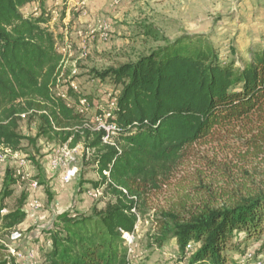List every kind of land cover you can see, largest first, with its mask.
I'll use <instances>...</instances> for the list:
<instances>
[{"label":"trees","instance_id":"16d2710c","mask_svg":"<svg viewBox=\"0 0 264 264\" xmlns=\"http://www.w3.org/2000/svg\"><path fill=\"white\" fill-rule=\"evenodd\" d=\"M34 3L0 0V144L19 152L21 122L36 118L37 134L29 143L82 145L101 178L93 188L110 198L90 215H57L46 231L51 248L42 264H132L124 233L135 232L150 196L168 185L197 144L235 139L243 142L238 147L245 155L264 164V48L250 49L249 60L237 67L224 63L206 37L183 36L136 61L94 71L119 92L112 122L121 133L115 146H107L103 132L86 128L85 118L53 95L63 67L59 39L64 36L53 31L44 1L38 15L24 16L23 8ZM20 179L7 170L0 191V264H18L6 239L26 222L29 194L22 193L11 211L6 202ZM205 199L180 192L160 213L151 247L163 248L174 239L181 263L228 264L237 235L245 236L243 244L264 238V190L220 206L214 197ZM190 245L195 248L188 252Z\"/></svg>","mask_w":264,"mask_h":264},{"label":"rangeland","instance_id":"374dc122","mask_svg":"<svg viewBox=\"0 0 264 264\" xmlns=\"http://www.w3.org/2000/svg\"><path fill=\"white\" fill-rule=\"evenodd\" d=\"M42 1L55 18L51 25L53 31L57 36H64V40L59 39V51L65 59L63 81L73 78L82 94L101 106L106 103V95L114 93L116 88L109 80L96 78L94 71L103 72L136 61L165 46L167 41L204 36L218 50L224 63L235 62L237 67L249 60L250 49L264 48V0H36L28 12L39 8ZM92 5L100 10L92 12ZM106 31L108 37L104 40L102 34ZM72 71L76 75H71ZM37 121L28 118L21 122L24 141L20 153L18 157L7 156L0 164V191L7 170L21 178L13 187L14 197L6 202L9 211L17 207L21 194H29V190H35L37 194L32 200L39 201L40 211L49 217L46 227L52 225L51 215L59 211L90 215L94 207L103 209L110 200L103 196V189L99 197L89 196L95 191L93 184L101 180L92 165L91 152L84 154L81 150L76 155L73 166L79 169L78 176L70 185H64L62 171L52 174L47 169L49 159L58 153L59 146L42 139L35 144L28 141L36 137ZM238 146H244L243 142L220 138L197 144L190 150L168 185L150 196L144 215L136 225L130 254L132 264L186 263L180 262L174 239L163 248L151 247L160 213L173 205L180 192L195 200L214 197L218 200L214 204L220 206L229 204L237 196L264 190V164L258 158L245 155V149ZM22 162L27 166L22 167ZM53 181L57 187L51 186ZM34 182L37 188H33ZM58 188L66 193L63 199ZM244 240L243 234L234 239L228 264H264V238L243 244ZM6 244H12L10 239H6ZM237 244H240L238 249ZM44 251L45 248H40L35 261L30 259L31 262L24 263L42 264Z\"/></svg>","mask_w":264,"mask_h":264},{"label":"built area","instance_id":"2783aa9c","mask_svg":"<svg viewBox=\"0 0 264 264\" xmlns=\"http://www.w3.org/2000/svg\"><path fill=\"white\" fill-rule=\"evenodd\" d=\"M30 6L23 8L22 13L24 16H28L32 13H36L38 15L39 8H35V11L28 12ZM49 13L52 12L49 10ZM53 16V15H52ZM55 18L53 16V22ZM105 30V29H104ZM108 37V32H104L102 34V39L106 40ZM61 53V52H60ZM62 54V53H61ZM63 55V54H62ZM64 57V56H63ZM65 60V59H64ZM61 75L58 79L56 86L52 89V93L55 98H60L68 104L69 107L74 109L75 113L85 118V127L89 128L93 132H103V143L107 146H115L116 139L121 133V129L112 122V119L117 111L118 105V96L119 92L114 91V93H109L106 95V103L104 105L97 104L95 100L89 99L85 94L79 89V85L73 78L69 81H63L64 79V62ZM71 75H76V71H72ZM74 95L76 97H74ZM33 111L29 112L28 115H31ZM23 119L26 118V115L22 116ZM60 150L56 155H53L49 159L48 163V172L55 174L57 171H62L61 181L64 185H70L78 176L79 169L76 166H73L77 161L76 155L80 153L81 150H84L82 145L77 146L74 149H71L67 144L64 146H59ZM0 164H3L6 161L7 156L18 157V153L13 152L11 149L4 147L0 144ZM22 167H26L27 165L22 162ZM104 175L108 178L110 177V173L108 171L104 172ZM16 177H19L16 173ZM20 178V177H19ZM38 184L33 183V188H37ZM101 195L100 190L91 191L89 196L92 198H97ZM31 212L28 214V217L31 216L33 212H38L41 210L42 205L39 201L34 200L29 204ZM5 211L1 212L4 215ZM134 234L124 233V240L126 242V247L130 254L133 252L132 245L134 244ZM12 240H20L22 239V235L17 232L12 235ZM189 249L192 247L189 246Z\"/></svg>","mask_w":264,"mask_h":264},{"label":"crops","instance_id":"0c3cea01","mask_svg":"<svg viewBox=\"0 0 264 264\" xmlns=\"http://www.w3.org/2000/svg\"><path fill=\"white\" fill-rule=\"evenodd\" d=\"M90 10L92 12H97L100 10V8H95V6L92 5ZM15 164H17V163H15ZM53 177H55V176H53ZM2 182H3V180H2ZM51 186L57 187V184H55V181L51 182ZM85 187H88V186H85ZM60 190L61 189H59V188L57 190V192L61 193L60 198L66 197V195H65L66 193H63ZM29 191H30V193H29L30 198H29L28 204L33 201L32 199L37 194L35 192V190H29ZM56 198H58V197H56ZM28 204L25 207V211L29 214L31 212V210H30V207ZM54 204L55 203H53V206H54ZM51 211L54 212V209ZM63 212H66V210H64L62 212L59 211V212H57L56 215H59ZM46 214H48V212H46ZM51 216L52 217L50 219V222H52V225L50 224L49 227H46L47 225H49L48 220H47L49 217H47L45 215V213H42L41 211L33 212L31 214V216L27 218L26 222L23 225H21L18 229L19 233L22 235V239L16 240V241L10 239V242L12 244L8 245V247L10 248L12 254L17 258L18 264H26L28 262H31V260L35 261V259L38 256V251L40 248H45L44 252L50 250L51 243L48 239V235L43 233V232L49 231L52 228L55 216H54V214H52ZM46 236H47V238H46ZM25 243H26V245H25ZM27 246L29 247V249L27 248ZM24 262H26V263H24Z\"/></svg>","mask_w":264,"mask_h":264}]
</instances>
